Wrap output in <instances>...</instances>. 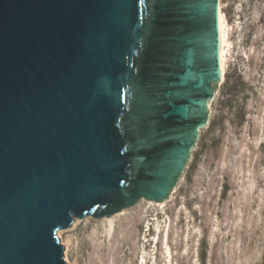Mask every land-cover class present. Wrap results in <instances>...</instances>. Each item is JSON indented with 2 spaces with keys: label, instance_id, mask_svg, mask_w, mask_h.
<instances>
[{
  "label": "water",
  "instance_id": "obj_1",
  "mask_svg": "<svg viewBox=\"0 0 264 264\" xmlns=\"http://www.w3.org/2000/svg\"><path fill=\"white\" fill-rule=\"evenodd\" d=\"M217 6L0 0V264H67L74 219L169 198L221 81Z\"/></svg>",
  "mask_w": 264,
  "mask_h": 264
},
{
  "label": "rangeland",
  "instance_id": "obj_2",
  "mask_svg": "<svg viewBox=\"0 0 264 264\" xmlns=\"http://www.w3.org/2000/svg\"><path fill=\"white\" fill-rule=\"evenodd\" d=\"M220 3L224 78L177 186L161 206L140 200L112 215L110 239L104 218L74 219L57 235L65 263L140 264L144 254L147 264H264V0Z\"/></svg>",
  "mask_w": 264,
  "mask_h": 264
},
{
  "label": "bare ground",
  "instance_id": "obj_3",
  "mask_svg": "<svg viewBox=\"0 0 264 264\" xmlns=\"http://www.w3.org/2000/svg\"><path fill=\"white\" fill-rule=\"evenodd\" d=\"M217 14H218L217 17H218V34H219V52H218L219 53V67H220V75H221V80H222L224 78L225 64H226V60H227L229 49L231 48V43H230L229 38H228V32L230 30V25L227 23V21L225 19V15H224V13L222 11V6H221V3H220V0H218ZM145 203H147L149 205H156V206L163 205V202L157 204L155 202L146 201V200H145ZM123 214H124V212H122V213H120L118 215H123ZM116 216H112V217H109V218H104V219L101 220L102 222L106 223L105 238H108V239L111 238V235L113 233V228H114V217H116ZM101 221H99V222H101ZM149 230H150V228H148V227H147V229H145L146 232H148ZM60 233H61V231H58L57 235L58 236L61 235ZM159 234H160L159 230L158 229H154V237H153L154 240H153L152 243H155V244L158 243ZM160 239H161V243L163 244L164 241L167 240V234H163L162 233ZM147 241H148L147 239L143 238V240L141 242V244H142L141 253H144V251H145L144 246H145V243ZM164 249L166 250V253L169 252L166 242H165V248ZM143 255L141 254V258H139L140 259V264H147L146 257H144ZM168 256L166 258H168Z\"/></svg>",
  "mask_w": 264,
  "mask_h": 264
},
{
  "label": "flooded vegetation",
  "instance_id": "obj_4",
  "mask_svg": "<svg viewBox=\"0 0 264 264\" xmlns=\"http://www.w3.org/2000/svg\"><path fill=\"white\" fill-rule=\"evenodd\" d=\"M211 102L209 103V106H210ZM199 137V136H198ZM197 142V141H196ZM145 201V200H144Z\"/></svg>",
  "mask_w": 264,
  "mask_h": 264
}]
</instances>
